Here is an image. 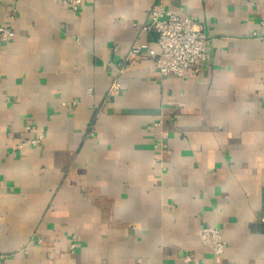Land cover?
Returning a JSON list of instances; mask_svg holds the SVG:
<instances>
[{"label": "crops", "instance_id": "1", "mask_svg": "<svg viewBox=\"0 0 264 264\" xmlns=\"http://www.w3.org/2000/svg\"><path fill=\"white\" fill-rule=\"evenodd\" d=\"M158 2L206 36L184 78L128 59L159 52ZM1 22L0 264H264V0H0Z\"/></svg>", "mask_w": 264, "mask_h": 264}, {"label": "built area", "instance_id": "2", "mask_svg": "<svg viewBox=\"0 0 264 264\" xmlns=\"http://www.w3.org/2000/svg\"><path fill=\"white\" fill-rule=\"evenodd\" d=\"M82 0H61V4L69 8L72 12L79 10ZM12 16V14H11ZM145 31L156 33V43L159 52L149 48L145 44L133 46L128 52V59L135 58L144 51L148 56L153 58L152 71L160 75L171 74L179 78L186 77L189 68L198 67L204 60L207 47V40L204 33L198 28L196 21L187 15L174 12L158 2L153 7L146 20L142 24ZM14 36L13 29L4 22L0 23V40L3 42L10 41ZM118 84L114 88H118ZM92 94L90 88L87 89L86 95ZM29 129V127H27ZM44 137L39 133L33 138L21 141L19 148L31 145L36 146ZM199 238L203 245L208 247L213 258L219 257L226 245L220 230L216 226H203L199 232ZM74 247L70 244V248ZM189 257L185 256L187 260Z\"/></svg>", "mask_w": 264, "mask_h": 264}]
</instances>
